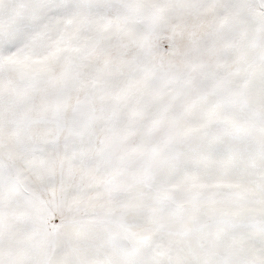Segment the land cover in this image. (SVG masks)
<instances>
[{
	"label": "snow or ice",
	"instance_id": "snow-or-ice-1",
	"mask_svg": "<svg viewBox=\"0 0 264 264\" xmlns=\"http://www.w3.org/2000/svg\"><path fill=\"white\" fill-rule=\"evenodd\" d=\"M0 264H264V0H0Z\"/></svg>",
	"mask_w": 264,
	"mask_h": 264
}]
</instances>
